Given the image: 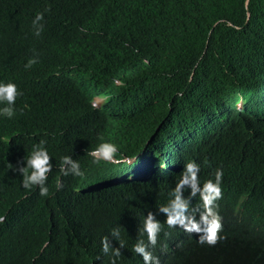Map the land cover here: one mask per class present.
<instances>
[{
    "label": "trees",
    "instance_id": "16d2710c",
    "mask_svg": "<svg viewBox=\"0 0 264 264\" xmlns=\"http://www.w3.org/2000/svg\"><path fill=\"white\" fill-rule=\"evenodd\" d=\"M0 81L22 92L0 117V264H109L101 239L115 227L119 264H137L131 241L147 212L164 222L188 160L201 182L224 172L223 239L164 224L159 264H264V0H0ZM40 140L54 163L46 197L9 168ZM101 140L139 157L92 165ZM64 155L83 178L59 176Z\"/></svg>",
    "mask_w": 264,
    "mask_h": 264
},
{
    "label": "clouds",
    "instance_id": "9594fccd",
    "mask_svg": "<svg viewBox=\"0 0 264 264\" xmlns=\"http://www.w3.org/2000/svg\"><path fill=\"white\" fill-rule=\"evenodd\" d=\"M68 5H71L68 1ZM68 9V8H66ZM44 14L37 13L32 24L35 29L34 34L39 36L43 31ZM37 61L35 58L29 59L25 67H31ZM22 95L16 83L11 81H0V117L12 119L16 115V101ZM98 103V101H95ZM243 103V101H240ZM95 107V104H93ZM239 107V104H237ZM46 141L40 140L33 144L27 157H23L17 166L9 164V168L18 172L22 176L21 187L26 190L34 188L39 189L41 196L49 195L48 178L54 169L52 156L47 149ZM86 155L92 165L105 162L110 165L133 164L139 155L134 157L124 156L119 152L118 145L113 142L101 140L95 147L86 150ZM158 163V164H157ZM156 167L166 169L167 171L176 170L179 167L178 162L168 160L159 163ZM149 166L142 177L147 176L151 171ZM201 168L195 160H188L183 170L180 172V178L175 186L169 192V199L166 204L158 208V212L165 217L162 223L157 214L149 211L143 217L139 231V239H133L130 244L132 251L137 255V264H159V259L153 254L155 247L159 251L158 240L163 231L164 224L169 229L179 228L183 239L190 237L191 234L197 236V242L202 245L214 246L218 240L223 239L219 235L223 229L222 216L219 213L218 201L223 197L222 180L224 172L217 168L214 171V178L201 182L199 174ZM59 176L83 178L85 171L82 169L79 160L73 159L71 155H64L60 158ZM63 182L58 177L56 180V190L63 188ZM194 200L198 203L193 204ZM6 217L0 216V223ZM109 236L101 239V251L109 257V264H119L125 251V239L121 236V227H115L111 230ZM114 242L115 245L114 246ZM163 244H168L162 240ZM128 250V248H127Z\"/></svg>",
    "mask_w": 264,
    "mask_h": 264
},
{
    "label": "rangeland",
    "instance_id": "374dc122",
    "mask_svg": "<svg viewBox=\"0 0 264 264\" xmlns=\"http://www.w3.org/2000/svg\"><path fill=\"white\" fill-rule=\"evenodd\" d=\"M97 101H100V99H96Z\"/></svg>",
    "mask_w": 264,
    "mask_h": 264
}]
</instances>
